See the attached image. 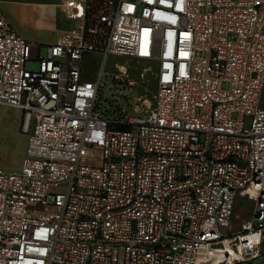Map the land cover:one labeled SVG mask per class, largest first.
Listing matches in <instances>:
<instances>
[{
  "label": "built area",
  "instance_id": "obj_1",
  "mask_svg": "<svg viewBox=\"0 0 264 264\" xmlns=\"http://www.w3.org/2000/svg\"><path fill=\"white\" fill-rule=\"evenodd\" d=\"M59 1L72 26L45 55L0 9V106L28 136L0 169V264L261 257L264 0ZM239 198L252 217L228 233Z\"/></svg>",
  "mask_w": 264,
  "mask_h": 264
},
{
  "label": "rangeland",
  "instance_id": "obj_2",
  "mask_svg": "<svg viewBox=\"0 0 264 264\" xmlns=\"http://www.w3.org/2000/svg\"><path fill=\"white\" fill-rule=\"evenodd\" d=\"M59 0H0V9L12 24L15 30L29 42L40 44L41 53L45 55L46 45L56 43L58 36L66 32L72 26L62 16V8ZM100 65L88 63L85 65L86 75L93 74ZM36 62H29L28 69L37 68ZM132 67L143 69V65L132 63ZM109 71V69H107ZM111 74V73H110ZM147 78V77H146ZM112 75L109 76L106 94H110ZM140 87L130 89L129 98L134 101L140 94L146 95L149 101L155 91L153 81L140 84ZM113 86V85H112ZM103 88H105L103 86ZM139 88V89H138ZM261 107L264 108V90L261 97ZM22 113L8 107H0V169L8 172L21 170L22 162L26 157L28 136L22 132ZM62 189L58 190L61 191ZM253 212V204L246 198H239L228 233H237L243 223L250 222ZM232 252V250H230ZM218 259L224 258V253L218 251ZM247 264V263H243ZM252 264H264V248L261 257L255 259Z\"/></svg>",
  "mask_w": 264,
  "mask_h": 264
},
{
  "label": "bare ground",
  "instance_id": "obj_3",
  "mask_svg": "<svg viewBox=\"0 0 264 264\" xmlns=\"http://www.w3.org/2000/svg\"><path fill=\"white\" fill-rule=\"evenodd\" d=\"M220 252H222V253H224V255H225V253L226 252H224V251H222V250H219ZM230 253L233 255L234 253L233 252H231L230 251ZM229 254V252H227V254L226 255H228ZM219 260H221V259H218V253H216V254H211V255H208L207 256V261L208 262H213V263H216L217 261H219Z\"/></svg>",
  "mask_w": 264,
  "mask_h": 264
},
{
  "label": "crops",
  "instance_id": "obj_4",
  "mask_svg": "<svg viewBox=\"0 0 264 264\" xmlns=\"http://www.w3.org/2000/svg\"><path fill=\"white\" fill-rule=\"evenodd\" d=\"M59 37V36H58ZM0 107H6V106H0ZM8 108H10V107H8ZM12 109H14V108H12ZM15 110H17V109H15ZM18 112H20L19 110H17ZM21 113V112H20ZM22 122V121H21ZM28 146V145H27ZM25 159V158H24ZM24 161V160H23ZM22 165H23V162H22ZM21 168H22V166H21Z\"/></svg>",
  "mask_w": 264,
  "mask_h": 264
},
{
  "label": "water",
  "instance_id": "obj_5",
  "mask_svg": "<svg viewBox=\"0 0 264 264\" xmlns=\"http://www.w3.org/2000/svg\"><path fill=\"white\" fill-rule=\"evenodd\" d=\"M247 264H252V262H249V263H247Z\"/></svg>",
  "mask_w": 264,
  "mask_h": 264
}]
</instances>
